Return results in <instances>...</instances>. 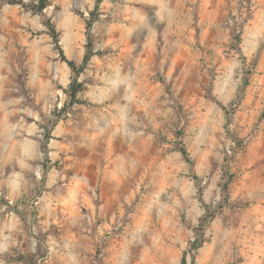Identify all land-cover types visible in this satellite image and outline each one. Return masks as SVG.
Instances as JSON below:
<instances>
[{"label":"rangeland","instance_id":"obj_1","mask_svg":"<svg viewBox=\"0 0 264 264\" xmlns=\"http://www.w3.org/2000/svg\"><path fill=\"white\" fill-rule=\"evenodd\" d=\"M96 1L49 0L48 42L0 60V264H264V0H102L88 35ZM98 168L133 183L121 217L95 214Z\"/></svg>","mask_w":264,"mask_h":264},{"label":"crops","instance_id":"obj_2","mask_svg":"<svg viewBox=\"0 0 264 264\" xmlns=\"http://www.w3.org/2000/svg\"><path fill=\"white\" fill-rule=\"evenodd\" d=\"M26 4L36 3V0H23ZM47 9L44 10V12ZM35 16L28 8L21 5L10 4L8 0H0V60H13L17 58V54L27 53L30 51L31 45L34 41L48 42V36L43 38L45 34L41 35L39 40L32 38V24L35 22ZM39 18V16H38ZM39 29L43 30L42 24L37 25ZM40 55V54H39ZM41 56V55H40ZM42 57V56H41ZM58 77H60L58 75ZM17 73L16 68L11 69L10 62L4 67L0 66V125L8 123V130H0V139H11L15 137V124L12 130L10 126L11 120L16 115L17 100L12 97V92L16 90ZM15 119V118H14ZM76 124V120H73ZM64 123L59 122L56 130L62 132ZM75 126V125H74ZM55 130V129H54ZM79 130L73 128V151L78 149L77 139L80 140ZM55 135V132H52ZM76 140V141H75ZM54 140H52L53 142ZM61 142V141H59ZM78 145L80 143L78 142ZM10 146L6 147L0 142V153H9ZM51 154V152H50ZM96 182L92 187V192L100 204L97 209L96 216L98 217H121L123 210L121 205L126 201V191L133 185L131 180L121 177L118 170L109 171L105 168H98L95 170ZM11 177V176H10ZM13 177V175H12ZM118 208V209H117Z\"/></svg>","mask_w":264,"mask_h":264},{"label":"trees","instance_id":"obj_3","mask_svg":"<svg viewBox=\"0 0 264 264\" xmlns=\"http://www.w3.org/2000/svg\"><path fill=\"white\" fill-rule=\"evenodd\" d=\"M102 0H97L96 1V5H95V9L93 11H91L89 13L90 17L86 20V29H87V34L89 35L92 26L94 24V22L97 20L98 18V11H99V7H100V3ZM10 4H15V5H21L22 7L28 8L31 11H33L35 14H40L43 13L45 9H47L51 4L49 2V0H38L37 3H32V4H26L23 2V0H9ZM50 25V24H49ZM50 33L52 38L55 41L56 46L58 47V50L60 52V55L62 57V60L64 62H66L68 64V66L71 68L72 71H74L77 75H79L84 67H80L78 68L76 63L68 60L66 58V56L64 55L63 50L61 49V47L59 46L60 40H59V32L53 28L50 27ZM237 41H240V37L237 38ZM91 53H89L85 59H84V65L87 64L88 60L90 59ZM83 90V84L78 82L77 79H75L71 84L68 90H65V93L69 96L70 101H69V105H74L76 103H80V101L78 100V94ZM67 105L63 106V109L66 108ZM51 137L49 136V134L46 136V139H50ZM181 153L184 157L187 158V152L185 149L181 150ZM180 264H188L187 263V258L186 256H184L181 260Z\"/></svg>","mask_w":264,"mask_h":264}]
</instances>
